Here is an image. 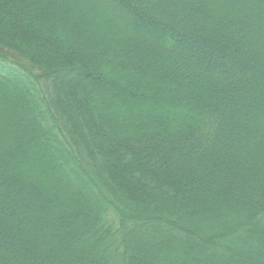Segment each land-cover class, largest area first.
<instances>
[{"label": "trees", "instance_id": "trees-1", "mask_svg": "<svg viewBox=\"0 0 264 264\" xmlns=\"http://www.w3.org/2000/svg\"><path fill=\"white\" fill-rule=\"evenodd\" d=\"M0 264H264V0H0Z\"/></svg>", "mask_w": 264, "mask_h": 264}]
</instances>
